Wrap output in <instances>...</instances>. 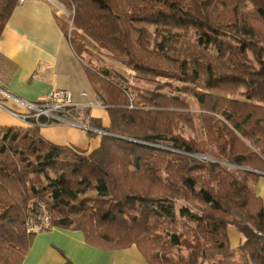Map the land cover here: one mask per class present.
Returning <instances> with one entry per match:
<instances>
[{
	"label": "trees",
	"instance_id": "obj_1",
	"mask_svg": "<svg viewBox=\"0 0 264 264\" xmlns=\"http://www.w3.org/2000/svg\"><path fill=\"white\" fill-rule=\"evenodd\" d=\"M19 1L0 0V36ZM65 2L80 53L104 48L136 79L178 85L139 89L133 104L111 70L88 68L111 118L108 128L93 121L109 134L89 153L38 126H0V264H23L42 202L50 227L109 249L135 244L151 264H264V207L248 183L258 173L221 163L264 170V0ZM186 93L202 107L203 142L177 132L193 124ZM230 226L242 237L236 250Z\"/></svg>",
	"mask_w": 264,
	"mask_h": 264
},
{
	"label": "crops",
	"instance_id": "obj_2",
	"mask_svg": "<svg viewBox=\"0 0 264 264\" xmlns=\"http://www.w3.org/2000/svg\"><path fill=\"white\" fill-rule=\"evenodd\" d=\"M63 12L58 0H20L11 13L0 36V88L11 95L1 96V100L8 109L27 112V105L18 100L37 101L55 88L71 90L77 102L91 100L97 93L88 74L90 64L76 52L66 34L61 20ZM82 92L89 96H82ZM81 118L92 125L99 121L103 128L111 124L107 108H86ZM0 126L23 124L9 110L0 108ZM40 131L51 143L87 153L102 142L99 132L65 124L45 125ZM248 183L264 207V175L249 178ZM228 235L231 249L236 250L242 241L241 234L230 226ZM23 264L151 263L135 244L109 249L88 243L82 230L53 226L37 232Z\"/></svg>",
	"mask_w": 264,
	"mask_h": 264
},
{
	"label": "rangeland",
	"instance_id": "obj_3",
	"mask_svg": "<svg viewBox=\"0 0 264 264\" xmlns=\"http://www.w3.org/2000/svg\"><path fill=\"white\" fill-rule=\"evenodd\" d=\"M58 1H60V5L63 7V10H64V12L61 16V20H62V23L65 25L64 27H65L66 34L68 35L69 39L72 41L73 47L76 50V52H79L80 49H78L79 47L77 44L79 43V41L82 40V38L80 36H78L76 31L81 35H82V32L80 30H76V28L74 26L75 13L73 11L75 10V12H76L75 5L74 4H68L65 2V0H58ZM149 27L151 29H154V26H152V25H149ZM79 54L85 60V62L90 64V66H92L93 68H96L99 70L100 69L102 70L104 68H108L109 70H111L113 76H116V78H115L116 81L124 82L125 85L129 86L130 87L129 91L132 95L131 99H133L132 103L134 100L136 102L140 99L136 95L137 91L139 89H145L146 87L154 88L158 84L163 85L164 83H166V84H164L166 86L163 88V90L166 93L171 94V93H173V88H174V87H171V84L178 85V83L173 81V80L168 81V80L162 79L160 77L156 78L157 82H150V81H146L144 79H136L135 76L137 75V73L132 68L127 67L124 63H122L118 59L114 58L104 48L94 49V48L89 46L86 51H82L81 53L79 52ZM136 87H140V88L136 89ZM185 95H186L185 99L188 102V110L187 111H190V113H192L194 115L193 124L192 123H190V124H183L182 123L179 126V128L177 129V132L180 133L185 138L194 139L197 142H203V141H205L206 137H204V135H203L202 123H201V119L199 117L201 112H202V107L197 103V101L194 99V97L191 95V93H186ZM158 146L166 147L164 145H158ZM194 156L196 158H199L202 160L211 161V159H212L209 156L202 154V153L201 154L200 153L194 154ZM223 164L228 165V166H232L234 168H241V167H238L237 165L233 166L231 164H227V162L223 163ZM51 173H52V175H54L53 172H51ZM182 203H184V201H181L178 204V207H180L182 205ZM191 203L196 205V202H191ZM41 204H42L41 215L38 214L37 217L36 216H33V217H35L37 219H39L40 216H49L50 217L52 214L48 208V205L44 202H42ZM110 232H113V234L115 233L114 230H112ZM110 234L112 235V233H110ZM171 252H172V254H174L175 258H177V255L179 253L178 249L173 248L171 250ZM182 252L185 254H188V251L185 249Z\"/></svg>",
	"mask_w": 264,
	"mask_h": 264
},
{
	"label": "built area",
	"instance_id": "obj_4",
	"mask_svg": "<svg viewBox=\"0 0 264 264\" xmlns=\"http://www.w3.org/2000/svg\"><path fill=\"white\" fill-rule=\"evenodd\" d=\"M74 10V9H73ZM75 13V10L73 11ZM1 96L11 95L0 88V108L9 110L12 115L17 117L24 127H42L50 124H65L73 127H79L86 131H95L103 134H109V132L96 128L91 122H84L81 118L82 112L86 108H107L102 99L97 93L92 95V99L86 102H77L74 98V94L69 89L55 88L46 97L37 101H22L28 107L27 112H17L12 109H8L4 102L1 100ZM82 96L88 97V92H82ZM133 106V105H132ZM258 173L264 175V170H256ZM51 219L49 216H40L39 219L31 216L28 219L27 229L28 231H39L44 228H49ZM264 236V230L258 232Z\"/></svg>",
	"mask_w": 264,
	"mask_h": 264
},
{
	"label": "water",
	"instance_id": "obj_5",
	"mask_svg": "<svg viewBox=\"0 0 264 264\" xmlns=\"http://www.w3.org/2000/svg\"><path fill=\"white\" fill-rule=\"evenodd\" d=\"M116 136H118V137H120V138H125V137H123V136H119V135H116ZM132 140V139H131ZM135 141H138V140H135ZM138 142H141V141H138ZM142 143V142H141ZM144 143V142H143ZM145 144H148V143H145ZM152 145V144H151ZM153 146H156V147H160V148H164V149H168V148H166V147H162V146H158V145H153ZM211 160H213V161H216V162H218L217 160H214V159H211ZM220 162V161H219ZM221 163H224V162H221ZM227 164H230V163H227ZM231 165H233V164H231ZM234 166V165H233ZM238 167H241V168H244V169H246V170H250V171H253V172H256V173H258L255 169H252V168H248V167H242V166H238ZM258 174H260V173H258Z\"/></svg>",
	"mask_w": 264,
	"mask_h": 264
}]
</instances>
